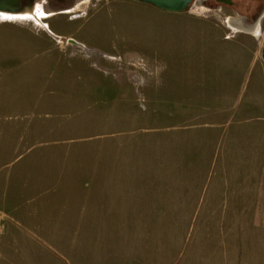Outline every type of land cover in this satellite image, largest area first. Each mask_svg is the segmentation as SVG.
I'll return each instance as SVG.
<instances>
[{
	"label": "rangeland",
	"instance_id": "1",
	"mask_svg": "<svg viewBox=\"0 0 264 264\" xmlns=\"http://www.w3.org/2000/svg\"><path fill=\"white\" fill-rule=\"evenodd\" d=\"M43 1L0 12V249L264 264V0Z\"/></svg>",
	"mask_w": 264,
	"mask_h": 264
},
{
	"label": "flooded vegetation",
	"instance_id": "2",
	"mask_svg": "<svg viewBox=\"0 0 264 264\" xmlns=\"http://www.w3.org/2000/svg\"><path fill=\"white\" fill-rule=\"evenodd\" d=\"M33 1L34 0H0V12L1 13L16 14V13L20 12L23 8L30 6L33 3ZM69 1L70 0H44L43 5L47 6V7H51L52 4H56V5L60 4V5L64 6V5L68 4ZM193 1H195V0H191V2H193ZM191 2H190V4H191ZM198 3L199 4L201 3V4L206 5L208 7H211V8L218 7V6L231 8L234 6L233 0H231L230 5L218 3L216 0H199ZM257 19H259L258 22H259L261 33L259 34V28L257 25H256L254 31L258 32L259 38H263V45L261 48V57H262V61L264 63V13L262 15H260V18H257ZM257 37H255V38H257Z\"/></svg>",
	"mask_w": 264,
	"mask_h": 264
},
{
	"label": "water",
	"instance_id": "3",
	"mask_svg": "<svg viewBox=\"0 0 264 264\" xmlns=\"http://www.w3.org/2000/svg\"><path fill=\"white\" fill-rule=\"evenodd\" d=\"M132 1L148 4L159 10L171 12V13L185 12L189 8L190 6L189 4L191 2V0H132ZM216 1L218 3H222L225 5L231 4V0H216ZM26 8H23L22 10Z\"/></svg>",
	"mask_w": 264,
	"mask_h": 264
},
{
	"label": "crops",
	"instance_id": "4",
	"mask_svg": "<svg viewBox=\"0 0 264 264\" xmlns=\"http://www.w3.org/2000/svg\"><path fill=\"white\" fill-rule=\"evenodd\" d=\"M132 2L137 3V4L148 5V4H144L141 2H135V1H132ZM148 6H151V5H148ZM258 26H259V22H258ZM6 238H8L7 235H6ZM9 239H12V237L10 236ZM0 264H29V263H28V260L24 258V255H22V252H12V251H7V250L2 251V249H0Z\"/></svg>",
	"mask_w": 264,
	"mask_h": 264
},
{
	"label": "bare ground",
	"instance_id": "5",
	"mask_svg": "<svg viewBox=\"0 0 264 264\" xmlns=\"http://www.w3.org/2000/svg\"><path fill=\"white\" fill-rule=\"evenodd\" d=\"M21 12V11H20ZM19 13V12H18ZM27 14V13H26ZM38 16V15H37Z\"/></svg>",
	"mask_w": 264,
	"mask_h": 264
}]
</instances>
